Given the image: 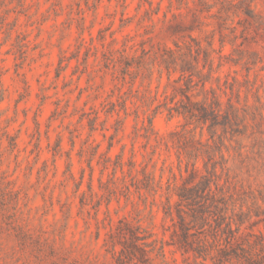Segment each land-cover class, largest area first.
I'll return each mask as SVG.
<instances>
[{"label":"rangeland","instance_id":"rangeland-1","mask_svg":"<svg viewBox=\"0 0 264 264\" xmlns=\"http://www.w3.org/2000/svg\"><path fill=\"white\" fill-rule=\"evenodd\" d=\"M192 39L243 119L222 135L220 184L258 194L264 0H0V264H115L120 220L141 228L153 264H200L171 244L176 191L203 159L188 181L184 121L163 107L180 73L161 64L168 50L195 55ZM192 134L186 150L208 138Z\"/></svg>","mask_w":264,"mask_h":264},{"label":"trees","instance_id":"trees-1","mask_svg":"<svg viewBox=\"0 0 264 264\" xmlns=\"http://www.w3.org/2000/svg\"><path fill=\"white\" fill-rule=\"evenodd\" d=\"M240 11L257 20L242 3ZM192 41L196 46L195 55L190 56L191 50L185 47L183 50H168L167 57L161 58L165 68L180 73L178 81L181 85L175 90L172 105L163 107L169 118L180 117L184 121L176 147L179 162L181 156L188 164L191 162L188 181L198 174L195 161L203 159L198 181L193 185L184 184L176 191L178 203L174 213L177 221L173 224L175 230L171 244L183 254L190 253L200 264H264V227L262 231H254L258 225L264 224V191L258 194L241 191L228 177L220 184L221 174L218 173V169L221 173L226 170L222 135L229 131L242 134L238 126L243 119L231 98L223 102L218 93L221 90L218 79L215 80L216 88L212 86L214 69L210 53L202 51L197 42ZM201 53L202 69H199ZM205 68L206 72H203ZM176 97L178 100L174 101ZM197 128L200 135L206 131L208 138L186 150L187 138L194 141L192 133ZM188 164L184 167L186 172ZM163 211L166 217L172 218L168 201ZM146 239L139 226L120 220L106 245L112 253L115 245L120 246L115 264H153Z\"/></svg>","mask_w":264,"mask_h":264}]
</instances>
